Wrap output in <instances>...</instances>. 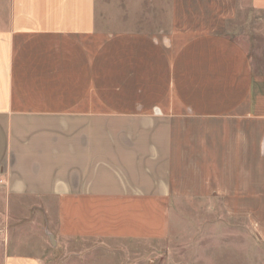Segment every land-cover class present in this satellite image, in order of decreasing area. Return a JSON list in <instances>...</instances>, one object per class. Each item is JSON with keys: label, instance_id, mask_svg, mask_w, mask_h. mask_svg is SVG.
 <instances>
[{"label": "crops", "instance_id": "obj_1", "mask_svg": "<svg viewBox=\"0 0 264 264\" xmlns=\"http://www.w3.org/2000/svg\"><path fill=\"white\" fill-rule=\"evenodd\" d=\"M245 30L264 38V0H0V264L171 248L187 223L195 243L224 234L206 262L264 244V63Z\"/></svg>", "mask_w": 264, "mask_h": 264}, {"label": "rangeland", "instance_id": "obj_2", "mask_svg": "<svg viewBox=\"0 0 264 264\" xmlns=\"http://www.w3.org/2000/svg\"><path fill=\"white\" fill-rule=\"evenodd\" d=\"M244 13L250 15L251 20H257V12L245 10ZM251 26H254V24ZM244 33L249 35L247 37L249 50L255 63H264V38L259 36V32L245 30ZM186 227V238L184 236L185 232L182 231L180 238L186 241L182 244H191L188 246L177 244L179 240L178 236L177 239H174V244L171 248H167L164 244L157 241L107 240L105 244L101 243V245L99 243L100 246L90 241L87 243L88 250L75 248L76 252L82 251L77 257L74 254L69 256L71 253L68 252L65 255L66 251L64 248L55 250L49 245L47 250L44 251L43 258L47 260L46 264H214L203 261L202 258L204 256L208 258L213 248L214 252L218 249V251L220 250L223 251L222 253H225V250H227L226 247L210 246V240L220 238L224 235L223 232L217 235L210 230H205L196 241L198 245L196 246L194 239L197 235L189 223H187ZM218 241L224 242L223 240ZM235 242H240V240H236ZM248 244V248L233 247L235 256L232 258V263L230 264H264V244L261 245L252 237L249 239Z\"/></svg>", "mask_w": 264, "mask_h": 264}, {"label": "built area", "instance_id": "obj_3", "mask_svg": "<svg viewBox=\"0 0 264 264\" xmlns=\"http://www.w3.org/2000/svg\"><path fill=\"white\" fill-rule=\"evenodd\" d=\"M0 184H1V179H0Z\"/></svg>", "mask_w": 264, "mask_h": 264}]
</instances>
